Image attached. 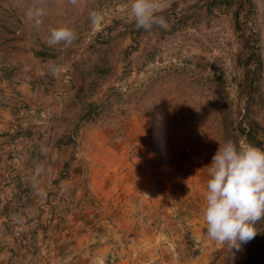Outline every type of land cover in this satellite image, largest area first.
Masks as SVG:
<instances>
[{"label": "rangeland", "instance_id": "1", "mask_svg": "<svg viewBox=\"0 0 264 264\" xmlns=\"http://www.w3.org/2000/svg\"><path fill=\"white\" fill-rule=\"evenodd\" d=\"M210 1L156 0L164 24L145 30L131 0H0V174L12 169L4 156L14 147L13 168L34 163L41 189L63 158L71 167L42 243L30 241L15 264H264V219L229 251L205 235L203 217L218 146L245 143L239 128L250 123L264 151V0H251L238 30V0L209 13ZM37 8L43 15L29 20ZM59 28L73 33L70 43H49ZM249 29L262 65L255 76ZM90 104L97 111L85 118ZM21 106L43 113L35 123ZM25 129L39 135L28 142L32 158L20 152ZM56 139L61 154L49 148ZM40 195L29 221L49 207Z\"/></svg>", "mask_w": 264, "mask_h": 264}, {"label": "clouds", "instance_id": "2", "mask_svg": "<svg viewBox=\"0 0 264 264\" xmlns=\"http://www.w3.org/2000/svg\"><path fill=\"white\" fill-rule=\"evenodd\" d=\"M156 8V0H131L129 12L138 28L149 30L155 22L164 24L163 18H155ZM41 15L39 8L26 13L29 20ZM73 38L69 29H53L49 43H70ZM206 168L205 235L227 244L229 251H239L257 235L255 225L264 219V151L227 141L218 146Z\"/></svg>", "mask_w": 264, "mask_h": 264}, {"label": "crops", "instance_id": "3", "mask_svg": "<svg viewBox=\"0 0 264 264\" xmlns=\"http://www.w3.org/2000/svg\"><path fill=\"white\" fill-rule=\"evenodd\" d=\"M37 121H35V123ZM22 139L24 141L21 140L18 142L20 146L22 144L24 147L23 151L20 152H24L25 154L28 153V157L32 158L33 154L31 155V153L35 151L34 148L36 146H31V144L28 142H37V139H39V135H36V138L33 135L22 136ZM20 146L17 147V150H19L18 148ZM53 147L56 148V152L60 154L63 152V144L62 146H60L57 139L51 141L49 148ZM64 160L65 158H63V161L61 162V167L58 170V173L55 174L56 176H58L61 172L63 164L66 161ZM2 169L3 170L1 173L4 174V177H7L9 169H6L5 167H3ZM36 172L37 170L35 167L34 169H32L31 163H29L28 166L26 163V165L23 166V169L20 166L16 168L15 173H13L16 174V176L13 180H10L9 182V180L6 179L8 183L0 185V231L5 228L4 235L2 234V236H0V264H15L19 261L22 255H24L25 253L29 254L30 251H32V249L30 248V241H34L33 245L35 247L40 245V243H42L43 241L42 233L44 221L49 222V220H54L53 218H55L56 216L57 205L59 197L61 196L60 194L61 192L65 191V182L63 180H60L58 176L57 178H55V180L57 179L56 181H58L57 184L54 183L51 185V187L43 185V189H41V186H38L39 178L36 177ZM31 182H33L34 184L37 182V184L34 185L37 189L32 194L30 190ZM73 186L77 187V185ZM44 190L45 203H47L49 207H45L47 209L41 207L42 213L40 212L41 214H34L32 221H29V219L26 217L30 213L26 208L28 207L29 209L36 210V208H31L32 205L36 206L37 203L36 201H33L34 195L39 194V196H41L40 194H43ZM11 206H14V208H12ZM28 227H31L32 229L28 230ZM32 232L34 235L31 234ZM3 244L7 245L6 248H2Z\"/></svg>", "mask_w": 264, "mask_h": 264}, {"label": "trees", "instance_id": "4", "mask_svg": "<svg viewBox=\"0 0 264 264\" xmlns=\"http://www.w3.org/2000/svg\"><path fill=\"white\" fill-rule=\"evenodd\" d=\"M231 4H232V0H213V1H210L208 3L207 12L211 13L213 9H219L222 6L229 7V6H231ZM252 8H253V4H252L251 0H238L236 2V7L234 8L233 15H232V20L234 22V27L236 30L239 29L240 20L242 18L246 19L247 16L251 13ZM241 15H242V17H241ZM180 22H182V21L180 20ZM256 43H257V35H256V33H254V31L249 29V34H248L247 39L245 41V45L249 49L248 61H252L253 65H254L253 69L251 71H248V74L250 76H255L260 71L261 66H262L261 61L259 59V54L257 52V49L255 48ZM100 106H101V104H100ZM21 110H24V112L28 116H31V118L34 121H36L38 118H40L39 116H41V114L43 113L42 109H37L36 111H34L30 108H27L26 106H21ZM96 111H97V106L95 107L92 104H90V105H88V107L85 111V115L83 117L90 118ZM254 127H255V125H252L249 123L246 127H240L239 132L241 133V136L243 137L244 142L246 144H250L254 147L260 148V145L258 143H255L256 142V136H255L256 130L254 129ZM8 135L9 134H7V136ZM31 135H32V130H30V129H25L22 132V134L20 133V137L21 136H31ZM255 144H257V145H255ZM15 148L16 147H14L13 151H9V152L5 153L4 159H6L8 162L11 163L12 169L9 170L7 177H4L3 173L0 174V184L2 182L6 181V179L9 180V182H10V180H13L16 176V174H13L16 171V168H13L14 158H15L13 153L16 151ZM34 167H35V164L32 163V169H34ZM70 168L71 167H70L69 163L65 161L63 164L62 170L58 175L60 180H63L68 175V173L70 172ZM57 182L58 181H55L54 183L57 184ZM31 234H33V232ZM9 264H13V263H9Z\"/></svg>", "mask_w": 264, "mask_h": 264}]
</instances>
